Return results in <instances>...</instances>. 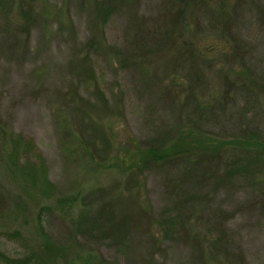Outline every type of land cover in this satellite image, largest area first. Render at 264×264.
Masks as SVG:
<instances>
[{"label":"rangeland","instance_id":"1","mask_svg":"<svg viewBox=\"0 0 264 264\" xmlns=\"http://www.w3.org/2000/svg\"><path fill=\"white\" fill-rule=\"evenodd\" d=\"M0 126L12 255L5 234L36 247L42 226L71 264H264V0H0ZM10 132L52 195L11 168ZM153 143L174 155L137 181Z\"/></svg>","mask_w":264,"mask_h":264},{"label":"trees","instance_id":"2","mask_svg":"<svg viewBox=\"0 0 264 264\" xmlns=\"http://www.w3.org/2000/svg\"><path fill=\"white\" fill-rule=\"evenodd\" d=\"M88 74L90 77H93L94 75L93 72H88ZM97 88L98 85L96 84V89ZM97 99L100 105L106 106V98L100 90L97 92ZM99 126L101 127L99 128V131L101 132L100 135L102 137L103 143H105L106 135L103 131V126ZM1 127L2 126H0V128ZM7 138L10 147L7 157L11 168L17 171V173H19L28 184L38 189L45 196L52 195L55 192V187L46 176V170L42 157L37 153H34L36 154L34 155L32 152V149H35L33 142L30 139L28 140L14 132H10ZM130 142H133V140H130ZM0 148H2V146ZM135 148L137 149V157L135 159L129 155L131 162L129 163L128 167L131 176H134V179L137 181L139 180V175L137 176L136 174L140 173L141 170L149 167L150 164L167 161L174 155L170 148H165L162 145H157L155 143L146 149H139L138 145H136ZM39 164H41V168ZM235 171L236 170L233 169L230 172V175L235 174ZM58 199L60 203H72L71 198L63 199L59 197ZM145 211L148 212L146 208ZM172 221L173 220H170V222H165V225H172ZM171 227H173V225ZM41 233L43 241L38 244V246H36L37 248L33 247L32 244H30L29 241L25 239L19 231L5 234L11 238L21 240L25 249L16 255H12L0 242V264H71L72 261L70 262L66 260L67 248L56 244L55 241H53L51 237L47 235L42 226ZM91 257L92 256L86 258V261L89 262L90 260H93ZM58 258L61 262L58 260Z\"/></svg>","mask_w":264,"mask_h":264}]
</instances>
